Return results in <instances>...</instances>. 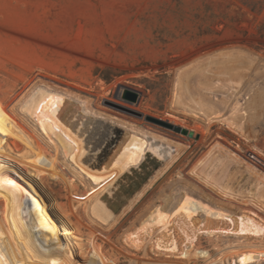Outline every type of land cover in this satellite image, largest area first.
Masks as SVG:
<instances>
[{
	"label": "rangeland",
	"instance_id": "374dc122",
	"mask_svg": "<svg viewBox=\"0 0 264 264\" xmlns=\"http://www.w3.org/2000/svg\"><path fill=\"white\" fill-rule=\"evenodd\" d=\"M231 88L239 90L236 98L229 97ZM127 92L136 93V100ZM32 96L47 103L40 115H34L40 103L34 113L25 107ZM211 112L220 122L208 124ZM45 113L62 116L56 127L62 134L68 126L74 131L89 122L83 114L91 119L79 138L88 157L66 158L55 149L43 127ZM231 114L244 121V134L222 122ZM98 121L122 130L102 162L89 158L105 132ZM177 129L192 132V138ZM138 148L136 162L127 165ZM249 154L264 162V8H246L237 0H0L3 258H15L13 205L23 177L53 219L50 224L70 234V246L62 243L69 264H202L158 249L155 242L164 234L159 229L150 235L138 229L147 210L169 205V196L182 190L213 208L229 210L232 204L239 215L232 218L234 225L227 221L223 231L210 233L198 223L203 217L175 220L166 235L180 248L189 246L186 234L193 231L194 247L212 259L220 257L225 240L256 243L250 232L235 231L240 216L253 212L264 219V168ZM156 156L162 160L153 170L150 160ZM123 167L108 192L92 193L101 191L107 172ZM147 171L149 180L104 222L105 214L94 207L112 213ZM132 233L144 236L141 247L132 242ZM244 250L227 253L226 263L241 264L238 254Z\"/></svg>",
	"mask_w": 264,
	"mask_h": 264
},
{
	"label": "bare ground",
	"instance_id": "6f19581e",
	"mask_svg": "<svg viewBox=\"0 0 264 264\" xmlns=\"http://www.w3.org/2000/svg\"><path fill=\"white\" fill-rule=\"evenodd\" d=\"M231 89L232 91L231 90L230 91L232 92V94L230 93L231 95L229 97L236 98L239 90H237L236 88H231ZM63 91L65 92V90ZM30 99L31 100L28 101V104H26L25 107L31 108L32 109L31 111L34 113V109L36 107L35 103L36 102L40 103L41 111H39L38 114L34 113V115H40L44 111V110L42 111V106L46 103L43 96L40 99H36V96L35 97L32 96ZM56 106L57 104H55L52 108L56 110L55 109ZM238 107H239L238 105H235L233 109L235 111L236 110L238 111ZM209 110L213 111L211 107L209 108ZM56 111L58 112V110ZM240 112H241L240 113L241 116L246 117L245 112H243L242 110ZM213 114L214 113L212 112L208 114V119H207L208 124L209 123L215 124L216 122H220V118L212 117ZM56 115L57 116L53 117L51 115L48 116V113H45L46 118L44 121L45 123L43 124V127H47L48 139L54 145L55 149L58 152L60 149L63 156L66 158H72L74 155L75 156L79 155V157L80 156L88 157L82 151V148L80 147V144L83 140L80 139L79 141V138L82 136V134H84L85 130L88 128V125L91 122V119L89 117L87 118V116L85 117L83 114V119L88 120L89 122L85 124L80 123L81 125L75 126L74 131H72V127L68 126L67 129L69 131H67L66 134H62L64 132H62L61 130H60L61 132H57L58 130L56 129L57 120H59L62 116L58 115V113H56ZM241 119L236 120L233 114H231L228 119H224L222 122H224L227 125L226 127L230 128V130L232 129L239 133L244 134L245 124H244V121L242 122ZM94 125L95 124H93V126ZM70 141L73 142V144ZM139 152H140V148H138L137 150H133L131 152L132 158L131 160L127 161V165H129L131 162H134V161L136 162ZM153 159H155L156 161L162 160L158 158L157 156L156 158H153ZM125 169L126 167H123L117 173L107 172V180L103 182V186L99 189L101 191L99 192L96 190L93 191L92 189L93 191L92 193H95L96 195L97 193L102 194L104 192H108L110 187H112L116 183V181L121 177V175L125 172ZM162 171L164 172V170ZM28 182L29 181H27L26 177L22 178L21 184L18 186L19 192L17 193V197L13 205L15 213H16V217H17L16 235L15 237H13L14 239L12 238L13 247H14L13 254L15 255V258H11V259L3 258L4 257L3 252L0 249V258H1L0 264H32V261H35V260H39L40 262H43L44 264H69L65 260L64 256L62 255V250H63L62 243H64L65 241L67 242V245L70 246L72 242L70 234L64 227L62 226L55 227L50 224V221L52 222L53 219L51 220V218L48 217L49 214L47 210L39 207V204H38L39 196L37 195L36 191L30 186V183ZM215 186L219 188L218 183L215 184ZM260 188L262 189L264 188V182ZM178 192L175 193L174 195L169 196L172 198L171 201L168 199L170 201L169 205H166V206H160L161 204L154 205L140 217L138 229L141 233L150 235L155 229H159L162 233H164L155 242V245L158 249H163L166 253L170 254L169 257L172 256L176 259H187L188 260L191 256H193L194 258L199 259V261L202 264H225L227 260V253L228 254L230 253L232 255V253L238 252L241 249L242 250L247 249L246 251L244 250L238 254L239 255L238 259H240L239 263L241 264H264V219L260 217L258 214L253 213V212L251 213L252 217L240 216V219H238L240 220V222H239V225H237L236 223L235 231L239 230L238 233H249L250 232L251 235L255 238V240H257L256 243H243L242 241H240L242 237L237 238V240L235 242L232 241V243L225 240L224 243L225 244L227 243V244L224 245L223 248L218 249L217 251V254H219L220 257L218 259H212V257L209 254H207L206 251L198 250L197 248L194 247L195 245L193 243L195 242V240H197V236L195 232L193 231L191 235L186 234V240L187 242H189V246L186 247V249L180 248L175 237H172L171 235H168V236L166 235V233L170 232V229H171L170 226L175 222V220L182 219V220L190 221L193 217H203L201 221L200 220L198 221V223H201L203 225L206 232L219 231V230L223 231L221 226H223L224 224H227L226 223L227 221L231 222L232 224L233 223L232 218L237 217L239 213L237 212L236 208H233L232 204L231 205L227 204L230 207L229 210L213 208L209 204H207L206 201H205L206 203H204V201L202 202L198 200L197 198L193 197L192 195L185 193V190L184 191L182 190L183 193L182 192L178 193ZM258 192H259L258 198L260 199L259 201H262V198L260 195L261 191H258ZM98 194L96 195V197L98 196ZM32 204L33 205L35 204L36 207L41 211V214L43 215L42 217L39 216L40 217L39 218L36 216L35 212L33 211L31 207ZM94 208H95V212L98 210V208H100V210H102V212L105 214L104 215L105 219H103L104 222H107V220H112L114 218V215L105 206L104 207L95 206ZM244 219L247 222V224L243 222ZM182 224H185V223H182ZM196 231L198 232L200 231V229H197ZM142 237L144 236L140 234L138 235L137 233L130 234V238L132 242L138 248L141 247L140 245H142ZM164 264H186V263L183 261L177 260V261H168V262H165Z\"/></svg>",
	"mask_w": 264,
	"mask_h": 264
},
{
	"label": "water",
	"instance_id": "95a60500",
	"mask_svg": "<svg viewBox=\"0 0 264 264\" xmlns=\"http://www.w3.org/2000/svg\"><path fill=\"white\" fill-rule=\"evenodd\" d=\"M126 97L130 98L132 101L136 100V93L127 92ZM97 125H101L102 128L105 130L104 134L100 136L98 140L95 141L94 144H92L91 148L89 149V158H95L99 162H102L104 158L106 157V154L109 149L113 147L116 140L122 133V130H120L117 127L110 126L108 124L102 123L100 121L96 122ZM177 131L181 132L183 135L188 136L189 138H192L193 133L190 131H186L185 129H177ZM249 158L257 162L262 168H264V162L256 158L255 156L249 154ZM160 161H156L155 159L150 161L153 170H156L157 166L160 164ZM150 171L144 172L137 176L136 181L131 183L130 188L127 190V195H125L124 198L119 199L117 203L114 205V208L112 209V214L116 216L118 213H120L121 209L125 204L128 202L129 198H131L135 192L140 190V188L149 180Z\"/></svg>",
	"mask_w": 264,
	"mask_h": 264
},
{
	"label": "trees",
	"instance_id": "16d2710c",
	"mask_svg": "<svg viewBox=\"0 0 264 264\" xmlns=\"http://www.w3.org/2000/svg\"><path fill=\"white\" fill-rule=\"evenodd\" d=\"M246 8H264V0H237Z\"/></svg>",
	"mask_w": 264,
	"mask_h": 264
},
{
	"label": "built area",
	"instance_id": "2783aa9c",
	"mask_svg": "<svg viewBox=\"0 0 264 264\" xmlns=\"http://www.w3.org/2000/svg\"><path fill=\"white\" fill-rule=\"evenodd\" d=\"M260 213H262V212H260Z\"/></svg>",
	"mask_w": 264,
	"mask_h": 264
}]
</instances>
